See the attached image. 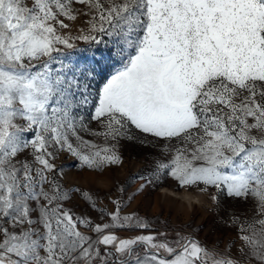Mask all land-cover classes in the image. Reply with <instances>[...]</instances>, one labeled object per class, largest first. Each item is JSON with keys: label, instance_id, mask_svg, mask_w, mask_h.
Listing matches in <instances>:
<instances>
[{"label": "snow or ice", "instance_id": "obj_1", "mask_svg": "<svg viewBox=\"0 0 264 264\" xmlns=\"http://www.w3.org/2000/svg\"><path fill=\"white\" fill-rule=\"evenodd\" d=\"M126 142L150 150L126 186L61 182V153L103 173ZM168 178L248 205L236 236L129 211ZM0 264H264V0H0Z\"/></svg>", "mask_w": 264, "mask_h": 264}, {"label": "rangeland", "instance_id": "obj_2", "mask_svg": "<svg viewBox=\"0 0 264 264\" xmlns=\"http://www.w3.org/2000/svg\"><path fill=\"white\" fill-rule=\"evenodd\" d=\"M102 53L106 54L103 43L89 48L83 42H79V48L72 55L82 61H90L93 56L101 58ZM92 127H95V124ZM96 142L103 143L102 140ZM120 151L123 164L112 166L103 173L80 169L76 158L66 152L61 153L56 160L58 169L61 167L64 169L61 182L65 187L78 186L82 191L98 193L101 198H105L118 186H126L131 177L142 174L147 167L145 157L150 151L148 148L136 142H126L122 143ZM142 183L143 181L136 180L134 185L128 188L129 194L135 192ZM81 206L87 207L85 204ZM247 207L246 204L233 203L227 199L223 200L221 206H217L211 202L209 195L201 194L194 189H182L174 180L168 178L147 186L142 193L136 195L129 211H137L140 216L152 223L155 230H195L197 238L202 241L223 240L226 243L236 236V229L224 223L226 213L240 215L243 220L245 217L241 214L245 213Z\"/></svg>", "mask_w": 264, "mask_h": 264}, {"label": "trees", "instance_id": "obj_3", "mask_svg": "<svg viewBox=\"0 0 264 264\" xmlns=\"http://www.w3.org/2000/svg\"><path fill=\"white\" fill-rule=\"evenodd\" d=\"M157 231H159V230H157Z\"/></svg>", "mask_w": 264, "mask_h": 264}]
</instances>
